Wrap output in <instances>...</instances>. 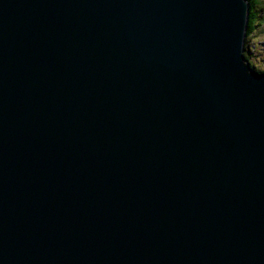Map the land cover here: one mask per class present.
<instances>
[{"label":"water","instance_id":"obj_1","mask_svg":"<svg viewBox=\"0 0 264 264\" xmlns=\"http://www.w3.org/2000/svg\"><path fill=\"white\" fill-rule=\"evenodd\" d=\"M249 14L0 0V264H264Z\"/></svg>","mask_w":264,"mask_h":264},{"label":"rangeland","instance_id":"obj_2","mask_svg":"<svg viewBox=\"0 0 264 264\" xmlns=\"http://www.w3.org/2000/svg\"><path fill=\"white\" fill-rule=\"evenodd\" d=\"M261 6L264 8V0H261ZM264 16V13L262 14ZM248 43V62L254 63L258 71L264 72V21H258V27L255 33L247 40Z\"/></svg>","mask_w":264,"mask_h":264},{"label":"trees","instance_id":"obj_3","mask_svg":"<svg viewBox=\"0 0 264 264\" xmlns=\"http://www.w3.org/2000/svg\"><path fill=\"white\" fill-rule=\"evenodd\" d=\"M250 4V14H249V22H248V30H247V40L255 33L258 27V21L261 19L264 21V16L262 15L264 13V8L261 6V0H248ZM248 41L246 42L247 50L245 53V61L248 62ZM248 64L258 71L257 68H255L254 63L248 62ZM263 72V71H262Z\"/></svg>","mask_w":264,"mask_h":264},{"label":"clouds","instance_id":"obj_4","mask_svg":"<svg viewBox=\"0 0 264 264\" xmlns=\"http://www.w3.org/2000/svg\"><path fill=\"white\" fill-rule=\"evenodd\" d=\"M254 70H256V69H254ZM256 71H257V70H256ZM257 72L264 73V72H262V71H257Z\"/></svg>","mask_w":264,"mask_h":264}]
</instances>
